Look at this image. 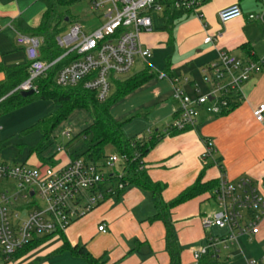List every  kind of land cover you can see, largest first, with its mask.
Instances as JSON below:
<instances>
[{"label": "crops", "instance_id": "0c3cea01", "mask_svg": "<svg viewBox=\"0 0 264 264\" xmlns=\"http://www.w3.org/2000/svg\"><path fill=\"white\" fill-rule=\"evenodd\" d=\"M235 5L242 9L243 17L222 25L219 13ZM47 7L48 0H0L1 68H14L28 63L24 47L16 42L17 36L28 35L30 30L36 29ZM263 11L264 0H204L200 9L201 17L188 12L176 18L192 16L190 21L179 25L176 36L174 25L169 33L164 27L156 29L154 22L151 32L142 33L143 47L151 51L152 57L147 62L139 61L154 73L168 74L169 79H151L120 101L135 104L138 108H150L151 111L144 112V118L152 127L139 135L167 132L180 109L179 102L173 96L174 89H182L190 97H194L197 91L208 94L209 87L203 69L217 60L221 51H228L242 61H249L243 50V46H247L252 56L262 63L261 70L244 84V99L234 111L222 117H212L204 108H198L195 128L175 137L167 136L145 158L152 180L166 184L163 193L165 202L190 187L201 174L205 166L201 155L206 141L213 143L216 152L214 159L208 161L211 166L205 174V182L224 176L231 182L248 179L256 186L264 185V121L257 122L253 115L256 108L264 105V23L249 20L250 15H258ZM167 19L168 16L165 26ZM218 32L223 35L220 40L213 44L204 43L207 36L214 37ZM175 42L181 53L193 54L176 66L172 65L169 57L162 70L153 69L148 64L154 57L153 49L173 46ZM4 79L5 74L0 71V81ZM186 79L188 82H185ZM117 104L111 112L118 121L117 117L121 113L115 112ZM135 117L141 116L136 114ZM50 159L63 167L69 163L70 155L65 150L57 151ZM40 164L42 162L36 156H29L24 165L38 167ZM206 196L182 204L170 212L177 243L182 250V264H194L193 251L198 250L194 246L201 243L204 246L210 237L224 234L215 227L206 230L202 225V220L207 216L202 211V203L213 200ZM155 215L154 195L129 186L120 197L111 198L94 209L90 217L73 223L64 235L72 246L85 245L93 256L103 257L108 264H169L165 227L161 222H150ZM101 225L106 226V233L99 232L98 227ZM261 229L255 237L241 238L257 240L263 234ZM53 240L44 245L50 247L46 252L54 250V253L61 247L60 238ZM189 258H192V262L187 261ZM20 260L6 264H18ZM44 264L51 263L47 261Z\"/></svg>", "mask_w": 264, "mask_h": 264}, {"label": "built area", "instance_id": "2783aa9c", "mask_svg": "<svg viewBox=\"0 0 264 264\" xmlns=\"http://www.w3.org/2000/svg\"><path fill=\"white\" fill-rule=\"evenodd\" d=\"M203 1L91 0L93 11H103L99 17L104 18L105 23L90 35H86L78 24L65 37L60 35L57 42L65 52L52 63L40 58L41 39L18 34L16 42L24 47L30 62V78L16 91H34L35 80L71 56L73 60L62 67L56 77L57 85L62 88L82 86L95 92L98 100L104 102L110 98L118 76L129 73L138 60L147 62L152 57L141 41L142 33L152 31V15L169 17L174 12H191L201 17ZM242 17L243 11L238 5L219 13L222 25ZM249 20L264 23V11L250 15ZM222 37L218 32L214 37L207 36L204 43L213 44ZM261 68L260 61H242L228 51H221L217 60L203 69L208 94L197 91L194 97H190L182 89H174L173 96L180 109L166 133L195 128L198 108H204L209 116L220 117L234 104L242 103L244 84ZM159 79L169 78L162 73ZM253 115L257 122H263L264 105L256 108ZM63 136L67 140L72 138L70 131ZM215 152L213 143L206 141L201 159L207 163L214 159ZM123 161L115 154L100 163L75 159L63 167L11 166L0 160V182L14 181L17 190L13 194L7 189L0 190V264L10 262L18 250L37 239L65 233L73 223L105 202L107 196L115 197L124 185L110 182L104 171L107 169L121 179L123 172L117 166L123 165ZM214 195L220 212L212 217L206 216L202 225L206 230L215 227L224 234L210 237L207 246L194 250V264L211 254L214 260H220L221 250L237 245L241 237L259 235L264 221V185L256 186L248 179L231 182L221 176ZM98 230L106 233V226L101 225ZM244 264H264V255L258 260L245 259Z\"/></svg>", "mask_w": 264, "mask_h": 264}, {"label": "trees", "instance_id": "16d2710c", "mask_svg": "<svg viewBox=\"0 0 264 264\" xmlns=\"http://www.w3.org/2000/svg\"><path fill=\"white\" fill-rule=\"evenodd\" d=\"M72 3L73 1L71 0H48V7L41 19L40 25L28 32L29 36L42 40L39 49L40 58L47 63L54 62L65 52L58 45L57 38L62 33L60 24L64 20H67V17L64 13H60L59 9L69 7ZM181 14V12H174L169 16L164 30L171 33L174 21ZM70 20L71 18L68 17V21ZM243 50L250 60L259 62L257 58L252 56L250 48L243 46ZM72 60L71 56L64 59L52 67L45 76L35 80L33 83L34 93L28 97H23L22 92L16 90L30 78V62L28 61L26 65L14 68L0 67V71L5 74V79L0 81V116L9 115L37 101L53 103L57 108L56 111L39 119L26 132L39 131L42 136L40 145L36 149H31L29 156H36L42 162L40 164L42 167L49 165L60 167L53 159L45 160L41 155L52 145L51 134L53 131L75 110H86L91 116L92 123L74 140L72 138L68 140L67 145V147L70 146L82 135L85 140V148L81 153L69 154L70 160L84 159L87 162L100 163L110 156L108 155L109 151H112L113 154L124 160V164L122 165L123 177L118 179L116 176L110 174L108 178L114 184L118 182L124 185V189L118 191L115 197H120L129 186H135L144 191L151 192L156 198V215L150 219V222H161L165 227V243L169 256V264H182V250L177 243L170 212L176 207L204 195H209L210 199L215 200L214 192L218 189L219 179L209 182L204 181L205 174L211 166L210 164H205L201 174L190 187L183 190L170 202H165L163 193L166 190V184L152 180L144 160L167 136L175 137L191 129L182 132L173 131L169 134L152 132L149 136L143 133L139 136L128 138L125 135L124 127L130 120L119 122L113 117L111 112L117 103L134 93L151 79L159 78V74L154 73L150 67H146L144 71L124 82L117 80L114 86L116 89L115 94L106 101L100 102L95 92L87 91L82 86L62 88L57 85L56 77L59 71ZM239 105L234 104L231 110L222 116L228 115ZM88 136L91 137L90 141L87 139ZM111 198H114V196H107L106 201ZM56 237L62 240V245L54 253L63 254L70 252L73 256L82 258L87 264H108L103 257L97 258L93 256L85 245L72 246L64 233L35 240L29 246L18 250L8 263L28 256ZM197 264H220V262L215 261L211 254L210 256L203 257Z\"/></svg>", "mask_w": 264, "mask_h": 264}, {"label": "rangeland", "instance_id": "374dc122", "mask_svg": "<svg viewBox=\"0 0 264 264\" xmlns=\"http://www.w3.org/2000/svg\"><path fill=\"white\" fill-rule=\"evenodd\" d=\"M71 1H73V3L69 7H63L59 9L60 13H64L67 19L68 17L71 18L70 21L67 22L64 20L60 24V29L62 31L61 37L68 35L75 24L81 26L83 32L86 35H90L105 23V19L99 17L100 14H103V11H93L90 0ZM166 17L167 16L163 14L152 15L154 27L156 29L163 27L165 28ZM191 17V15H187L177 19L174 22L175 36L179 25L190 21ZM153 54L154 57L150 62H148V64L155 70H162L164 68L165 61L169 57H171L172 65L176 66V64L191 56L190 54L193 53H181L177 42H175L173 46L166 45L162 49H153ZM145 68L146 64L138 60L129 73L118 76L117 79L121 82H124L136 74L141 73ZM115 92L116 89L113 87L110 92V97L113 96ZM56 109L57 108L53 103L47 101H37L19 110V112L17 111L9 115L0 116V144H2L0 147V160L10 164L11 166L24 165L25 161L29 158L30 150L36 149L42 140V136L39 131L30 133H27L26 131L35 125V123L40 118L52 114L56 111ZM149 111H151L150 108H138L135 106V104L130 105L127 103V101H122L121 103L119 102L117 104L115 112L116 114L121 113V115L117 117L118 121L126 122L130 120L128 121L124 130L125 135L128 138L138 136L143 131L146 132L147 129H149L151 125L144 118L145 113ZM136 114H139L141 117H135ZM91 123V116L86 110L77 109L72 112L69 117L64 120L51 134L52 145L42 153V158L49 160L54 155H56L58 148H61L62 151L65 150L68 154L81 153L85 148L84 136L81 135L80 138L75 140L73 144L67 147L68 140L63 136V134L67 131H70L71 137L74 140L77 136L83 133ZM156 129L157 128H154V130ZM87 139L90 141L91 137L88 136ZM111 154L112 151H109L108 155ZM117 169L120 172H123L122 165H118ZM104 174L106 177H108L111 172L106 169ZM6 189L11 194L16 193V183L14 181L0 182V190ZM174 198H172V200ZM206 198L209 197L206 196ZM202 211L208 217H212L220 212V208L214 200H210L202 203ZM91 214L92 212L86 215L85 218L90 217ZM260 227L262 228L261 231L263 234L259 239L250 240V238H240L238 244L229 246L228 250L222 251L220 249L221 254L220 260H218V262H220V264H244L245 259L258 260L262 258L264 255V221L261 223ZM54 241L55 240L52 242L53 244ZM202 245L203 244L201 243L194 247L195 249L205 247L207 245V241L205 242L204 246ZM49 248V245L43 246L28 256L22 258L18 264H44L47 261H50L51 264H87L81 258L74 259L70 252H65L63 254L52 253L54 250L52 252H46ZM187 261L192 262V258H189Z\"/></svg>", "mask_w": 264, "mask_h": 264}, {"label": "water", "instance_id": "95a60500", "mask_svg": "<svg viewBox=\"0 0 264 264\" xmlns=\"http://www.w3.org/2000/svg\"><path fill=\"white\" fill-rule=\"evenodd\" d=\"M66 21L68 22V19ZM33 93H34V91L32 90V91H29V92H22L21 94H22L23 97H28V96L32 95Z\"/></svg>", "mask_w": 264, "mask_h": 264}]
</instances>
